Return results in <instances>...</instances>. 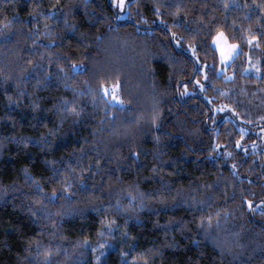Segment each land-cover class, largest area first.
Returning a JSON list of instances; mask_svg holds the SVG:
<instances>
[{
	"label": "trees",
	"instance_id": "trees-1",
	"mask_svg": "<svg viewBox=\"0 0 264 264\" xmlns=\"http://www.w3.org/2000/svg\"><path fill=\"white\" fill-rule=\"evenodd\" d=\"M126 12V20L117 19L112 0H0V187L8 188L0 198V264H44L35 244L29 248L33 240L59 250L52 264H124L121 252H129V262L145 253L149 264H264V150L257 141L264 127V0H128ZM221 31L240 47L223 73L212 43ZM36 32L41 35L34 45ZM249 51L259 58L257 75L244 74ZM41 53H52L50 82L43 70H33ZM113 83L125 103L106 107L95 90ZM185 83L188 94L181 95ZM9 97L19 102L9 103ZM64 98L77 102L80 115L58 110ZM224 105L229 107L219 111ZM153 112L160 113L158 127L150 122ZM77 159L78 171L91 164L95 173L101 162L103 171L89 184L113 176L105 184L111 195L94 193L97 206L116 200L127 206L120 190L137 184L139 191L159 190L163 197L137 208L139 220L77 201L83 213H73V205H49L53 213L72 214L35 223L14 182L27 191L24 168L43 181L52 174L45 161H57L63 171ZM208 205L220 219L205 234L199 221ZM104 217L119 225L112 235H99ZM179 220L183 230L169 229Z\"/></svg>",
	"mask_w": 264,
	"mask_h": 264
},
{
	"label": "snow or ice",
	"instance_id": "snow-or-ice-1",
	"mask_svg": "<svg viewBox=\"0 0 264 264\" xmlns=\"http://www.w3.org/2000/svg\"><path fill=\"white\" fill-rule=\"evenodd\" d=\"M128 0H112V3L123 10L125 8L126 3ZM132 3H136L137 0H131ZM39 7V5H37ZM55 7V5H53ZM156 15L159 18L160 17V10L157 7L156 8ZM29 15L33 16L34 18L36 17L35 13L29 12ZM43 15V14H41ZM45 19L48 17L45 16ZM117 19H120V17H117ZM2 23V22H0ZM12 21H9L8 23H5L3 25L4 28H8L9 24H11ZM67 23V21H65ZM147 23V21H145ZM155 23V21H154ZM161 24H165V30L166 31H171L170 29L167 28L165 21L163 19H160ZM45 29H48V25L45 24ZM31 32L32 30L29 29ZM0 34H3L2 31H0ZM50 33L48 31H45L43 35H49ZM34 35L37 37V39L33 40V44L35 45L38 42L39 36L41 33L36 32ZM176 33L171 32V37L172 39L175 40V44L177 46L180 45L181 41L179 39H176ZM220 38H223V33L219 34V38L217 40V43H219ZM249 43L252 41L249 40ZM56 41L52 40L50 41V45H55ZM190 49L193 51V55H195V49L191 44L188 45ZM232 50H235L238 46L237 45H230L229 46ZM52 53H41L40 55V62L36 63L33 65V70L41 69L43 70V76L45 81L50 82V78L53 75V73L50 71L52 68L53 61L51 59ZM221 56L224 58H228L223 51L221 50ZM59 58V57H58ZM28 64H33V61L31 59L28 60ZM71 68L72 69H77L79 68V64L77 63H71ZM196 69L194 68V71ZM56 71L61 73L66 79H70L68 77V74L64 71V68L60 65H56ZM256 71H260L259 68L256 69ZM24 77L21 76L19 79L22 80ZM4 79L8 80L10 79L9 76L4 75ZM204 79L208 80L209 77L207 73H204ZM227 79V77H226ZM38 83H41V81L38 80ZM194 83L199 86L200 90L203 91L205 85L201 83L199 79H196ZM67 87H71L70 85H67ZM184 91L181 93V95H187L188 94V84L185 83L183 85ZM120 89V85L118 83H113L110 87L107 84H101L95 91L98 92L101 96V101L105 104L106 107L108 106H115L113 102L118 103L119 105H124V100L122 97L118 94ZM74 93H79L80 95H85L86 93L78 88H73L72 89ZM92 89L89 88L88 92L92 93ZM23 95V93H21ZM110 98V99H109ZM93 100H95V95H93ZM19 101H14L11 97H9V103H18ZM130 103V102H129ZM228 105H224L221 108H219V111H224L226 108H228ZM59 111L63 112H71L75 113L77 116L80 115V112L82 109H78L77 107V102L69 100L67 98H64L60 101L59 104ZM232 111L239 116V113L236 112V110L233 108ZM160 113L159 112H153L150 116V122L151 124L155 126L158 125V120H159ZM260 119L264 120V116L260 117ZM136 123L139 122V120L135 121ZM251 121H249L250 123ZM103 123V121H101ZM243 132L244 130L241 129ZM264 131V129H262ZM49 134L50 135H55V132H53L52 129H49ZM243 138V137H242ZM23 139V138H22ZM44 143L51 144L50 140H44ZM27 143V141H25ZM236 146L238 148L242 147L239 141L236 142ZM254 146V145H253ZM216 147H220L219 145H216ZM215 150V149H214ZM244 151L246 152L247 149L245 148ZM80 152L83 153L84 149L81 148ZM130 154L134 157H139L140 153L135 150H130ZM72 154L69 153V156ZM228 155H231V153H228ZM127 159V158H124ZM136 161L134 160L133 163ZM46 164H48L50 170H51V175H49L45 180L41 181L38 180L35 176L31 174V172L28 170V168H24V180L25 184L27 185L28 190L23 191L20 187L15 185V182L13 184L14 191H18L23 195L26 200L24 203V207L27 208L28 212L31 213V216L34 218L35 223H39L41 219H47L49 221H52L54 217H61L66 214H72V213H65L62 211H57L53 213L51 209L49 208V205L55 206L56 204H60V208L63 209L65 205H73L72 212L73 213H83L85 209L83 208H78L75 207V202L77 201H85L88 203L89 207H92L94 211L100 212L101 209L105 212H111L114 210L116 215H127L129 219H136L139 220V216L137 215V208L142 209L145 206V201L149 199H153L155 195H159L160 197H163V193H160L159 190H155L154 193H148V192H142L139 191V185H132L130 186L132 190H124L121 189L120 191H126V195L124 196V199L127 200L128 204L125 206L120 200H116L115 204L109 203V205L105 206L103 202L99 206L95 205L93 201L95 199H98V197H94V193L99 191L102 195L107 194L111 195V192L105 188V184L110 182L113 179V176L108 175L107 180H105L104 176H100V180L104 181L105 183H92L89 184L90 179H95V176L99 174V171H103L101 168V162L99 160L96 161L95 167L98 170L97 172H93V166L91 164L80 167L79 171L77 170V166L80 165V160L77 159L75 161V164H65L64 165V170L61 171L60 168L55 167L57 161L51 160V161H45ZM111 163V161H109ZM120 165H117V168H119ZM232 168L235 169L236 165L233 164ZM155 172L156 169H153ZM87 174V175H86ZM116 179H120L119 177H116ZM176 191V190H174ZM8 193V188L7 187H0V198H3V195H6ZM139 200V204L136 202ZM191 200L194 201L196 204L203 203L202 201L198 200L195 195L191 196ZM163 199H161V203H163ZM247 205L249 208H252L253 202L251 200L246 201ZM168 206V205H165ZM211 205H208L205 211H208L210 209ZM216 220L217 226H219V219H220V212L217 211L214 214L211 211H208L207 215H201L200 217V227L205 229V234H207L208 229L212 227V222L213 220ZM101 228L104 229V231H101L99 235L104 236L105 234L107 235H112L115 230L119 227L115 219H108L107 217L102 218L100 221ZM55 227V225H53ZM127 226L125 225V228ZM179 227L181 230L185 227V222L183 220L179 221H170L169 222V229H173ZM122 236H127V230H125L122 234ZM35 244V247L37 249V255L42 254L45 258L44 264H52V257L55 252H58L59 250H53L49 247L43 246L39 241L33 240L32 242L29 243V248L32 247V244ZM82 246H87L88 245V240H83L80 242ZM101 248L105 247V245L101 244ZM44 249L43 252L41 253V249ZM95 251V249H94ZM103 254V253H101ZM121 255L125 257L124 264H149L148 259L146 258L145 253H139L137 255L132 256L131 261L127 259L129 257V252H121ZM99 258H97V261Z\"/></svg>",
	"mask_w": 264,
	"mask_h": 264
},
{
	"label": "rangeland",
	"instance_id": "rangeland-1",
	"mask_svg": "<svg viewBox=\"0 0 264 264\" xmlns=\"http://www.w3.org/2000/svg\"><path fill=\"white\" fill-rule=\"evenodd\" d=\"M116 9L118 10L119 17L120 20H126L127 19V15L128 13L126 12V5L125 8L123 10H121L120 8L116 7ZM223 33V38H220L219 43H217V40L219 38V34ZM213 45L215 46V48L217 49V52L219 54V59H220V64L224 65L223 69L221 68L219 70L220 73H223L224 71H226V67L228 66V64L234 59V57L236 55L239 54L240 52V47L237 43L235 42H230L228 41L226 35L224 34L223 31L219 32L214 39L212 40ZM230 45H237L238 47L235 50H232L229 46ZM223 49V51L225 52L226 56L228 57L227 59L221 56V50ZM246 68L244 70V74H248V75H257L259 73V71L257 72L256 69L259 68L260 69V64H259V58L256 56V58L251 55L250 51L248 52V56H247V61H246ZM262 129H264V127H261L259 129L260 135L257 139V141L259 143H261L260 148L262 150H264V131H262Z\"/></svg>",
	"mask_w": 264,
	"mask_h": 264
}]
</instances>
